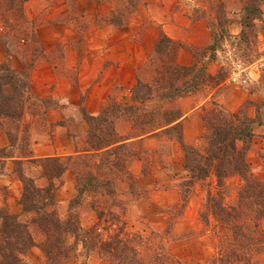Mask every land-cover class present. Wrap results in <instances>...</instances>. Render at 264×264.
Wrapping results in <instances>:
<instances>
[{"label": "crops", "instance_id": "0c3cea01", "mask_svg": "<svg viewBox=\"0 0 264 264\" xmlns=\"http://www.w3.org/2000/svg\"><path fill=\"white\" fill-rule=\"evenodd\" d=\"M18 1L22 3L30 34L22 36L23 43H14L10 49L0 37V63H6L18 74L32 64L26 96L28 101L23 108L22 118L18 120L21 127L19 131L25 126L29 128L30 144L28 154H20L16 147L10 156L4 158L0 188L7 187L9 193L7 196L0 193V208L4 207L8 213L23 218L36 216L37 212L24 210L21 203L23 186L15 169L16 161L51 157L65 161L70 156L84 154L86 135L90 128L85 114L98 115L108 105L117 87L122 89L121 98L124 95L131 98L139 67L146 63L162 32L182 44L177 62L191 65L195 61L194 50L212 43V31L206 19H194L183 8L182 0H137L130 12L125 10L127 0ZM3 14L4 10L0 9V18ZM235 25L236 28H232L231 32L238 34L240 27L237 23ZM5 28L0 22V30ZM219 54L220 58L216 61L204 56L203 62H207V70L213 75L225 63L221 52ZM247 69L250 80L257 82L261 71L258 63H253L240 71H234L236 81L231 79V74L204 97L187 93L176 99V108L182 113L179 121L186 144H194L201 139L204 130L202 106L208 101L219 99L229 111L237 112L248 98L253 99L254 94L249 95L240 85L246 81L242 72ZM223 87H229V90L225 91ZM4 92L12 94L13 86L6 84ZM31 100L37 102L28 103ZM116 129L119 135L126 138L125 142H139L144 152L156 150L164 138L163 135L130 138L133 127L126 119L117 121ZM254 146L256 150L264 146V132L258 140L255 139ZM12 147L7 130L0 128V149ZM170 149L173 152L169 155L170 160H176L180 168L184 169L185 152L182 144L170 138ZM254 151L249 152V160L255 159ZM131 168L138 178L154 179L151 187L154 194L173 193V190L159 188L160 177L167 175L164 167L143 176V160L136 158ZM37 177L36 184L40 182L38 186L44 187L47 178L40 173ZM63 179L64 183L57 191L58 202L64 205L74 195L76 176L71 169H67ZM63 194L65 198L61 197ZM90 218L93 222V214ZM39 241L37 239L36 244L25 254L29 264H47ZM261 258L264 260V253Z\"/></svg>", "mask_w": 264, "mask_h": 264}, {"label": "rangeland", "instance_id": "374dc122", "mask_svg": "<svg viewBox=\"0 0 264 264\" xmlns=\"http://www.w3.org/2000/svg\"><path fill=\"white\" fill-rule=\"evenodd\" d=\"M127 1L128 4L125 10L130 12L136 5L137 0ZM182 3L183 8L191 13L194 19L204 18L208 22V26L211 27L212 42H214L216 51L198 49L197 58L199 65L204 61V56L212 55L214 57L213 60H218L220 58L219 52H221L225 63L220 66L217 73L222 79H226L231 74L236 75L233 74L234 71H240L253 63H258L261 77L257 82L250 80V76L247 74L249 69L242 72V75L245 76L244 79H246V81L240 83L242 90L249 93V95L251 93L254 95L253 99L248 98L246 104L240 109H242L244 114L247 112L251 116L250 113H252L251 117L257 120L254 124L255 137L249 150V152L255 150L253 157L255 159L249 160L248 158V161L252 173L258 178L264 179V146L257 150L254 146L255 139L258 140L264 132V21L257 22L255 29H247L249 40H246L240 36L244 0H182ZM21 6L22 3L18 0H3L1 4L0 9L4 10V14L1 16L0 22L6 28L0 30V37H2L3 42L9 49L14 46V43H23L24 39L22 40V36L30 34V28L26 25L24 20L26 17L22 12ZM5 8L6 10H9L8 8L12 9L6 11ZM262 11L264 19V3ZM236 23L240 27L238 34L231 32L232 28H236ZM31 65L30 63L26 67L25 73L31 72ZM145 70L149 72L150 68H145ZM21 76L26 79V74ZM202 87L203 85L195 93L199 97L208 95L216 85H211L210 82V84ZM231 88L233 89L235 86H231ZM224 89L225 91L229 90V87ZM121 90V88L117 87L111 99L120 101L124 106L128 105L131 103L130 99L125 95L123 96L124 98H121ZM215 100L226 108V105L219 99ZM175 101L172 105L176 108ZM36 102V100H31L28 103ZM162 104L163 102L156 98L141 106L143 109H155ZM108 105L110 107V100ZM251 106H254L252 110H250ZM226 109L228 110V108ZM120 115L121 117L117 121L128 120L126 113L121 112ZM9 123L11 125L6 130L7 132L9 131L10 145L13 147L0 149V172L5 167L4 158L14 152L13 148L18 147L20 154L25 155L28 154V146L30 144L29 128L25 126L19 131L21 127L18 120L11 119ZM12 123L15 125L13 126ZM16 125H19L18 129ZM259 126L261 127L259 128ZM163 136L164 138L156 150L152 152L139 150L143 158L141 159L143 160V176L148 175L154 169L161 166L164 167L167 175L160 177L159 188L173 190V193L158 192L154 194L151 189L154 179L152 177L138 178L134 174L131 166L136 158L126 162L117 158L118 166L112 167L109 161L110 156L107 152L84 153L80 155V158L69 159L68 157L65 161H60L58 158L59 161L41 162L33 159L26 162H15V169L18 171L22 181V196L24 180L29 186L34 184L40 187L38 186L41 185L40 182L36 184L38 183L36 182V177L40 173L41 176L47 178V181L44 182L45 186L41 188L48 187L53 183L54 190L51 198L47 192L40 191L37 193L35 199L38 204L48 201V199L53 200V203L47 207L50 212H54L62 220L71 218L75 226L82 228L81 233H84L83 235L80 232H78L79 234H62L64 243L62 246L63 250L60 249V251H62V255L66 254L70 258L67 259V256H63L66 261L62 262V264L69 262H79L80 264L121 263H119L117 258H112L110 253H104L99 245L94 243V240L83 232L92 228H97L96 234H102L103 239H107L116 233H120L119 239L122 242L126 241L127 243V239H130V241L132 239V245L140 249L141 255L145 258L147 264H246L244 261L227 259V252L224 251L229 247L225 239L228 230L214 216L217 208L208 202V198L212 194L217 196L215 203L218 202L220 205L228 207L232 206L238 200L239 190L244 181L240 176L228 177L225 179L224 185L220 187L217 184L216 177L212 175L204 180H199L194 186H190L191 193H189L186 191L188 174L185 169L180 168L176 160H170L169 155L173 153L170 149V138L166 135ZM87 138L88 133L86 135V149L90 148ZM193 145H198L202 148L204 146L202 138ZM136 146L142 147L140 143ZM75 161L78 162V168L81 171H90L97 178L89 186V189L90 187L94 189L93 191L85 188L86 190L79 194L78 186L80 184L78 185L77 175L74 172ZM58 162L66 166V170L71 169L76 176L74 195L64 205L58 202L57 190L64 183L63 174L66 170L59 177L50 178L44 174L45 169L54 174L60 171L61 169H57ZM83 183L84 181L81 182V188ZM0 193L7 196L9 191L7 187H1ZM61 197L65 198V195L63 194ZM58 204L61 205L56 207L55 205L58 206ZM5 213H8L7 210L4 207L0 208V215ZM92 214L93 222L90 218ZM18 220L32 234L35 244L36 240L40 239L38 243L41 247L42 242L45 240V233L41 229V215L37 212L36 216L23 217ZM2 224L3 219L0 217V263L2 261V253H9L12 250V245L7 244L9 240L7 239V231L10 232L11 227L8 226L4 232ZM260 225L264 231V219ZM13 235L18 236L15 233L11 237ZM16 236L9 240L14 246L20 245L25 237L23 235V238L20 239L19 236ZM30 248L23 255H20L27 264L29 263L25 259V254ZM263 253L264 250L249 257L247 264H264V260L261 258ZM47 264H54V261L47 259Z\"/></svg>", "mask_w": 264, "mask_h": 264}, {"label": "trees", "instance_id": "16d2710c", "mask_svg": "<svg viewBox=\"0 0 264 264\" xmlns=\"http://www.w3.org/2000/svg\"><path fill=\"white\" fill-rule=\"evenodd\" d=\"M263 3L264 0H244L240 34L242 39L249 40L247 29H255L257 22L264 21ZM181 47L180 42L162 32L146 63L139 67L136 83L132 88L131 103L124 106L120 101H113L110 97V107L106 105L98 115L85 114L90 124L87 138L90 148L86 149L85 154L107 152L112 167L118 166L117 158L123 159L125 162L133 158L143 159L140 155L142 147L136 146L139 142H125L126 138L119 135L116 129L117 119L121 117L120 113L124 112L133 127L130 138L166 135L182 143L185 152L184 169L188 174L186 191L189 193H191L190 186H194L199 180H204L209 176L214 175L220 187L224 185L226 178L240 176L244 184L239 190V197L235 204L228 207L220 205L218 202L215 203L217 196L212 194L208 198V202L217 208L214 216L228 230L225 239L229 247L224 251L227 252V259L244 261L247 264L249 257L264 250V231L260 225L264 219V179L258 178L252 173L248 161V152L255 137L254 124L257 120L247 112L244 114L242 109L238 112L228 111L218 101L211 99L202 106L204 130L201 138L204 146L200 148L198 145L186 144L183 140L182 123L179 121L182 113L172 105L173 102L184 94L197 93L202 85L205 87L211 82V85L217 86L225 79H222L218 73L211 74L207 70L206 61L199 65L198 49L194 50L195 61L193 64H179L177 54ZM203 50L216 51L214 42ZM209 59L213 60L214 57L210 55ZM145 68H150L149 72ZM20 74H26V79H23L6 63H0V128L2 129L9 128L11 125L9 120H20L23 116V108L28 100L25 94L29 88L30 73ZM6 84L13 86L12 94L4 92ZM156 98L163 104L155 109H143L141 105ZM18 126L16 125L17 129ZM120 152L121 154H119ZM80 157V155H75L70 156L69 159ZM50 160L59 161L56 157L35 161ZM58 163L57 169H61L60 171L54 174L45 169L44 174L50 178L61 176L67 167ZM43 168L45 167L43 166ZM74 172L77 175L78 185L80 184L78 186L79 194L89 189V186L97 179L94 173L81 171L77 161L74 164ZM82 181L84 183L81 188ZM53 190V183L48 187L41 188L34 184L29 186L24 180L22 203L24 210H35L42 217L41 229L45 233V240L41 247L47 259H52L54 264H62L66 261L63 256H67L66 254L62 255V251H60V249L63 250L64 243L62 234H79L78 232L81 233L82 228L75 226L71 218L62 220L54 212H50L47 207L53 203V200L48 199V201L38 204L35 199L37 193L47 192L51 198ZM93 190L90 187L89 191ZM0 217L3 219L4 232L8 226L11 227L10 232L7 231V239L10 240L16 236L11 237L15 233L20 239L23 238V235L25 236L20 245L14 246L9 240L7 241V244L12 245V250L9 253H2L1 263L27 264L20 255L35 245L32 234L18 220L17 215L5 213ZM96 230L97 228H92L83 232L93 239L104 253H110L112 258H117L119 263L121 262L120 264L146 263L140 249L132 245V239L131 241L127 239V243L126 241L122 242L119 239L120 233L103 239L102 234H96ZM83 234L81 233V235Z\"/></svg>", "mask_w": 264, "mask_h": 264}, {"label": "built area", "instance_id": "2783aa9c", "mask_svg": "<svg viewBox=\"0 0 264 264\" xmlns=\"http://www.w3.org/2000/svg\"><path fill=\"white\" fill-rule=\"evenodd\" d=\"M231 79H232L233 81H235V80H237V76H236V75H232Z\"/></svg>", "mask_w": 264, "mask_h": 264}]
</instances>
